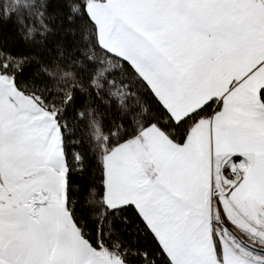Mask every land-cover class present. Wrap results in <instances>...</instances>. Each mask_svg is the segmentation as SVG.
<instances>
[{"label":"snow or ice","instance_id":"snow-or-ice-1","mask_svg":"<svg viewBox=\"0 0 264 264\" xmlns=\"http://www.w3.org/2000/svg\"><path fill=\"white\" fill-rule=\"evenodd\" d=\"M0 264H264V0H0Z\"/></svg>","mask_w":264,"mask_h":264}]
</instances>
